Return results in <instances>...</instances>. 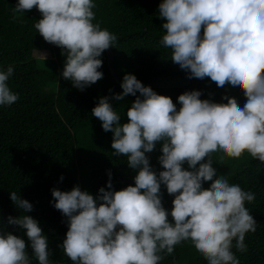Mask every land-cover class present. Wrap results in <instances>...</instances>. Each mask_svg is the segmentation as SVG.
<instances>
[{"label":"clouds","instance_id":"clouds-1","mask_svg":"<svg viewBox=\"0 0 264 264\" xmlns=\"http://www.w3.org/2000/svg\"><path fill=\"white\" fill-rule=\"evenodd\" d=\"M34 7L42 16L35 29L65 57L62 77L81 91L101 80L100 57L118 37L93 23V0H18L13 13L23 15ZM158 13L165 33L159 44L171 50V61L189 79L207 77L220 88L242 90L246 102L241 107L225 95L227 103H216L192 90L178 96L177 110L171 97L157 94L133 74L124 75L122 92L112 98L136 97L127 122H121L107 96L92 115L113 133L112 154L126 157L135 170L134 186L114 191L109 172L107 189L101 187L95 196L79 185L51 190L53 207L68 225L58 247L72 264H159L183 241H190L207 264H240L232 248L247 251L245 235L256 231L257 222L245 207L255 195L218 175L212 154L222 153V163L247 152L264 164V0H162ZM13 73L12 66L0 71V106L19 99L7 83ZM158 143L159 172L146 155ZM205 182L209 187H203ZM162 185L174 197L170 211L162 203ZM9 199L22 213L33 210L15 191ZM7 223L22 230L30 244L0 231V264H31L29 246L38 264H54L36 219L21 214L9 216Z\"/></svg>","mask_w":264,"mask_h":264},{"label":"trees","instance_id":"trees-1","mask_svg":"<svg viewBox=\"0 0 264 264\" xmlns=\"http://www.w3.org/2000/svg\"><path fill=\"white\" fill-rule=\"evenodd\" d=\"M93 2L96 5L93 23H99L102 29L118 37L115 47L109 48L114 76L104 52L100 57L103 66L98 69L103 72V78L81 91L62 77L65 57L61 49L46 42L35 24L30 23L39 12L37 8L23 15L14 14L18 0H0V71H6L9 66L14 68L7 83L19 96L11 106H0V231H10L30 244L24 232L8 224L7 218L32 216L48 237L52 252L49 259L54 264H72V261L58 247L66 237L68 225L67 218L53 207V188L70 191L79 185L82 191L95 196L101 187L107 189L109 172L114 191L134 186L135 170L129 168L126 157L112 154L113 133L105 132L102 122L92 115L99 99L107 96L121 122H127V109L136 97L129 95L123 101L112 98L122 92L124 75L133 74L157 94L171 97L177 110L181 107L178 96L192 90H199L201 99L216 103H227L223 99L225 95L236 98L241 107L246 102L242 90L237 91L231 85L220 88L207 77L189 79L171 61V50L159 44L165 33L157 0ZM35 53L47 57L38 63L33 57ZM160 149L158 143L153 152L146 153L157 172L163 170L158 161ZM221 155L212 154L218 175L255 195V200L245 202V207L257 222L256 231L245 235L247 251L241 253L235 246L232 251L240 264H264V164L247 152L238 160L225 157L219 163ZM183 167L188 169L187 164ZM209 184L205 182L203 187ZM13 191L33 205L31 212L22 213L23 210L15 207L9 199ZM161 191L163 206L170 211L174 197L163 185ZM169 220H172L170 216ZM27 251L31 264H38L30 246ZM159 264H207V261L190 241H183Z\"/></svg>","mask_w":264,"mask_h":264},{"label":"rangeland","instance_id":"rangeland-1","mask_svg":"<svg viewBox=\"0 0 264 264\" xmlns=\"http://www.w3.org/2000/svg\"><path fill=\"white\" fill-rule=\"evenodd\" d=\"M158 4L162 3V0H157ZM42 16L40 14V12H37L36 17L34 19V21L30 22L31 24H36L38 22L39 19H41ZM203 31V30H202ZM34 59L38 62V63H42L45 58L47 57L46 54L43 53H35L33 55ZM45 57V58H44Z\"/></svg>","mask_w":264,"mask_h":264},{"label":"water","instance_id":"water-1","mask_svg":"<svg viewBox=\"0 0 264 264\" xmlns=\"http://www.w3.org/2000/svg\"><path fill=\"white\" fill-rule=\"evenodd\" d=\"M105 54H106V60H107V64H108V68L111 72V74L114 76V68H113V60H112V55L109 49L105 50Z\"/></svg>","mask_w":264,"mask_h":264}]
</instances>
